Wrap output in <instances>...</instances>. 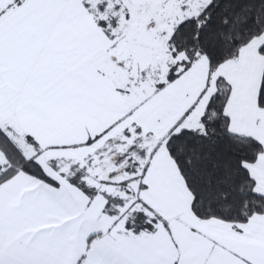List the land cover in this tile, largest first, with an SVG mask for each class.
Instances as JSON below:
<instances>
[{"label": "snow or ice", "instance_id": "6c2138e0", "mask_svg": "<svg viewBox=\"0 0 264 264\" xmlns=\"http://www.w3.org/2000/svg\"><path fill=\"white\" fill-rule=\"evenodd\" d=\"M0 264H264V0H0Z\"/></svg>", "mask_w": 264, "mask_h": 264}]
</instances>
